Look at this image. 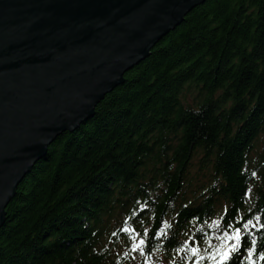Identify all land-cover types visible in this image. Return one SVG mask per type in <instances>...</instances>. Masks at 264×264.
<instances>
[{
    "label": "trees",
    "instance_id": "obj_1",
    "mask_svg": "<svg viewBox=\"0 0 264 264\" xmlns=\"http://www.w3.org/2000/svg\"><path fill=\"white\" fill-rule=\"evenodd\" d=\"M6 211L0 264H133L118 250L132 233L146 259L192 264L187 237L210 251L213 221L238 216L253 220L256 243L244 240L261 251L264 0L192 10L92 119L50 146Z\"/></svg>",
    "mask_w": 264,
    "mask_h": 264
},
{
    "label": "water",
    "instance_id": "obj_2",
    "mask_svg": "<svg viewBox=\"0 0 264 264\" xmlns=\"http://www.w3.org/2000/svg\"><path fill=\"white\" fill-rule=\"evenodd\" d=\"M207 0H0V229L50 146Z\"/></svg>",
    "mask_w": 264,
    "mask_h": 264
},
{
    "label": "snow or ice",
    "instance_id": "obj_3",
    "mask_svg": "<svg viewBox=\"0 0 264 264\" xmlns=\"http://www.w3.org/2000/svg\"><path fill=\"white\" fill-rule=\"evenodd\" d=\"M226 211V210H225ZM222 217H219L214 221V226L216 227L215 238L219 240L218 244L213 245L211 240L206 238V243L210 246L211 250L202 249L199 242L191 243L186 241L184 247L181 248V251L187 249L191 255L187 257L188 261H191L192 264H202V261L207 260L209 264H230L234 258V254H239L241 248H246L247 255L244 257L245 260L251 262V264H256V260L253 259L254 247L247 246V243L244 240L245 235H248L251 238V245H255L256 241L253 234L250 232V226L255 227L252 219L244 221L242 216L231 217L226 225H222ZM257 221L260 220V217H255ZM243 221V223H241ZM165 228L159 230L158 235H166V228L169 227L167 221L164 222ZM259 227L264 228V224H260ZM124 231L135 232V228L129 229L126 225ZM147 229H144L145 234ZM139 233L133 236L135 241ZM146 243L145 239L141 237L138 244L133 243V249L139 248L141 251L142 246ZM236 259H239V256H236ZM260 259L264 260V253H261Z\"/></svg>",
    "mask_w": 264,
    "mask_h": 264
},
{
    "label": "rangeland",
    "instance_id": "obj_4",
    "mask_svg": "<svg viewBox=\"0 0 264 264\" xmlns=\"http://www.w3.org/2000/svg\"><path fill=\"white\" fill-rule=\"evenodd\" d=\"M198 168H199V165L197 164V161H195V162H194V166H193V168H192V170H191L192 176H199ZM193 190H194V189H191L188 193H189V194H192V193H193ZM195 194L198 195L199 193L196 192ZM216 220H217V219H216ZM216 220H214V221H216ZM193 226L196 227V225H193ZM133 236H134V235H132V236L130 237V240H129V242H128V243H129L128 246H129L131 249L127 250V249H126L127 247H123V248H124V249H123V252H124L125 254H127V253H131L132 256H135V255H137L136 252H138V254H141V250H140L139 248H137V249H133V243H137V244H138V242H139V238H138V236H137V238H136L135 241L133 240ZM213 238H214V242L216 241V242L219 243V240L215 238V235H213ZM196 242H197V241H196ZM216 244H217V243H216ZM214 245H215V244H214ZM201 248H203V246H201ZM189 254H191V253H189ZM156 259H157V258H156ZM159 259H160V258H159ZM253 259L255 260L254 253H253ZM202 262H203V261H202ZM160 263H162V262H160Z\"/></svg>",
    "mask_w": 264,
    "mask_h": 264
},
{
    "label": "bare ground",
    "instance_id": "obj_5",
    "mask_svg": "<svg viewBox=\"0 0 264 264\" xmlns=\"http://www.w3.org/2000/svg\"><path fill=\"white\" fill-rule=\"evenodd\" d=\"M82 126H84V125H82ZM82 126H80L77 130H79ZM77 130H76V131H77ZM76 131H75V132H76ZM35 167H36V166H35ZM32 171H33V170H32ZM32 171H31V172H32ZM31 172H30V173H31ZM28 175H29V174H28ZM6 212H7V211H6ZM216 219H217V218H216ZM216 219H215V220H216ZM209 228H211L210 225L208 226L207 229H209ZM213 232L216 233V232L213 231V230L210 231V233H207V232H205V233H206V234H213ZM191 235L194 236V233H192ZM214 243H217V244H218V242H216V241H215ZM202 263H203V262H202ZM203 264H204V263H203Z\"/></svg>",
    "mask_w": 264,
    "mask_h": 264
}]
</instances>
